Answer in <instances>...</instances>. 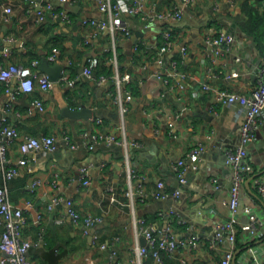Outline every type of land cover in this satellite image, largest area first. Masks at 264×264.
Segmentation results:
<instances>
[{
  "label": "crops",
  "instance_id": "1",
  "mask_svg": "<svg viewBox=\"0 0 264 264\" xmlns=\"http://www.w3.org/2000/svg\"><path fill=\"white\" fill-rule=\"evenodd\" d=\"M38 1L0 0L13 8L7 13L0 4V63L28 65L34 58L41 62L58 49V61L69 63L66 69L76 83L72 86L62 80L58 90L54 84L44 90L41 76L47 74L38 65L35 89L20 91L15 110L6 116L22 134H53L57 138V148L49 152L53 155L41 150L31 152L21 173L8 183L12 203L26 210L23 232L34 242L30 257L35 264H108L110 251L102 247L107 243L118 251L120 264H154L150 251L139 261L136 248L146 245L147 240L137 236L136 219L145 217L165 229L169 224L165 213L173 208L187 222L172 224L179 245L172 253L163 251L166 264H221L232 248L228 241L212 242L217 231H223L219 225L231 216L232 170L225 163L224 153L240 144L246 105L224 104L214 91L202 90L200 85L208 81L214 88L246 97L252 94L264 56V0H194L186 5L180 0H144V12L152 5L158 10L183 6L181 21L177 20L180 25L173 26L175 40L165 51H161L165 21H146L123 12L121 19L132 28V34L127 36L118 30L114 36L110 27L99 30L84 23L87 18H96L111 24L110 13L102 11L97 0H42L44 21L39 20ZM61 11L67 12L69 19ZM220 30L231 33L233 41L216 57L207 38L217 36ZM30 54L35 57L31 59ZM94 55L100 58L98 68L110 64L114 75L123 67L132 73L133 81L139 80V93H134L130 102L124 101L127 85L120 88L115 82L113 95L109 91L113 81H100L95 74L93 85L82 76L79 70ZM175 61L179 72L170 77L167 72ZM212 64L215 71L208 76L206 71ZM17 85L18 80L13 78L12 88ZM196 87L201 88L197 96L192 94ZM1 95L3 100L8 97L4 86ZM36 97L46 103L45 111L32 106ZM62 97L73 108L86 106L97 116L89 120L69 118L62 111ZM260 122L257 139L248 145L254 170L246 177L242 203L252 205L264 218V195L255 181L264 176V108ZM66 134L71 137L70 143L65 141ZM111 134L124 143L110 144L107 136ZM199 142L206 144V150L197 168L188 171V183L181 184L174 165ZM10 152L20 155L18 142L11 145ZM37 179L41 184L28 188ZM160 181L171 191L181 187V195L138 198L140 187L151 192ZM3 182L0 177V184ZM109 188L115 190L117 199L130 205V212L112 201ZM131 191L136 193L135 203L128 195ZM54 193L64 198L50 209ZM67 199H72L82 215H100L108 224L96 228L98 223L85 233L68 215ZM248 219L242 212L237 224V264H255L248 258L249 245L264 250V235L252 237L246 227ZM193 235L199 237L196 247L190 243ZM2 255L0 248V258Z\"/></svg>",
  "mask_w": 264,
  "mask_h": 264
},
{
  "label": "built area",
  "instance_id": "2",
  "mask_svg": "<svg viewBox=\"0 0 264 264\" xmlns=\"http://www.w3.org/2000/svg\"><path fill=\"white\" fill-rule=\"evenodd\" d=\"M66 3L67 0H60ZM194 0H180L181 5H186ZM235 2L236 0H231ZM41 1L35 3L40 7L39 20L44 21L46 19V11L42 9ZM99 7L102 11H108L111 15V24L107 20H98L96 18H87L84 23L91 24L97 29L111 28L112 34L115 36L117 31L123 32L129 36L132 34V28L128 24H124L121 15L123 12H127L130 15L139 16L146 21L161 20L168 23L179 20L183 15V6L171 7L168 10H158L155 5L148 8L147 12H144L146 5L144 0H97ZM4 6L7 13L12 11L10 4L5 2L0 3ZM48 8H52V5H48ZM66 19H69L70 15L61 11L60 13ZM175 40L173 29L166 28L162 34L161 51H165L170 48ZM233 35L229 32L220 30L215 37H208L207 42L210 44L213 54L218 57L223 53V50L228 49V45L232 43ZM182 51L186 52L187 47L183 46ZM49 60L58 61L60 58V52L58 49L54 50L49 56ZM40 64L39 59H33L30 64L23 65L17 63L2 64L0 63V112L15 110L16 101L18 99L20 91L32 92L35 89L34 79L38 76L36 67ZM69 64V63H68ZM67 64V65H68ZM100 65V58L94 55L85 64L83 74L88 78L95 77V70ZM67 67V66H66ZM215 71V66L208 65L207 75L210 76ZM179 72L177 68V61H175L171 69L167 74L172 77ZM160 74V73H157ZM16 78L18 80L17 88H12L11 80ZM100 81L108 82L114 81L117 85L125 87L133 79V75L130 71L119 72L117 70L114 75L108 76L105 74L100 75ZM66 81L70 85H75L76 78L72 77L69 70L64 69V74L60 81ZM6 88L8 94L7 99L3 100L1 95L2 87ZM53 86L47 75L41 76V87L44 90H48ZM200 87L202 90L214 91L218 101L233 105L238 102H243L246 105L244 110V119L241 125L240 144L235 148H228L225 155V163L232 170V187L229 198V205L231 208V216L224 224L219 225L223 231H217L216 235L212 238V242L216 241H228L232 244V248L229 249L221 264H231L234 257V245L237 243V224L239 222L241 213L244 212L249 216L246 227L250 229V235L252 237H259L264 235V218H260L254 207L250 204L242 203V192L245 185L246 177L254 170L253 165L249 159L248 145L257 139L258 129L261 121V113L264 108V56L263 62L258 72L257 87L253 90L249 97H246L240 93L231 91L229 89L214 88L206 81L203 82ZM200 87H196L192 90L193 95L200 94ZM133 93L124 88V101L126 103L133 99ZM123 100V99H121ZM32 106L37 107L40 111L46 110V103L42 98L36 97L32 101ZM31 109V108H30ZM122 111H127V105L122 104ZM16 113L20 116L21 113L16 110ZM101 122V118L97 119ZM154 132L157 130L152 128ZM65 141L70 143L71 137L64 135ZM107 140L110 144H123L122 139L117 138L116 135L111 134L107 136ZM18 142L20 155L16 156L10 152L11 145ZM133 144H139L138 141H132ZM73 148H77L78 144H72ZM93 147V145H89ZM57 148V138L53 134H22L15 124H10L7 121L6 116L0 117V177L4 182L0 184V248L4 252V255L0 258V264H35L34 260L30 257L29 252L33 247L34 242L24 235V227L27 222V214L25 207L17 206L12 203L9 193L8 183L15 176L19 175L22 171V167L28 163V154L36 151L52 152ZM206 150V144L199 142L195 145L187 156H183L178 159L174 165V169L178 175L179 182L181 184L188 183L187 173L190 168H197L198 161L201 154ZM256 185L260 193L264 195V176L256 178ZM84 183H89L88 179H84ZM36 184H41L40 180H35L28 188L33 189ZM53 186L57 188L56 181H53ZM112 194V201L116 198L115 190L109 188ZM182 189L178 187L174 190H169L166 187L164 181L157 183L153 191H145L144 187H140L138 191V198L146 199L148 196L157 198H177L181 195ZM128 195L132 198V203H135L134 191L128 192ZM64 197L59 193H54L52 197V203L48 205L51 209L53 203L62 200ZM68 202V215L72 221L79 226L85 233H89L91 229L98 223L103 222L104 218L100 215L87 214L82 215L75 207L72 199H67ZM28 206L31 202L27 203ZM168 218V226L162 229L155 225L153 222L148 221L145 217H138L136 219V234L137 236H144L147 240L146 245H138L136 252L139 256V261L144 255L152 253L154 257V264H166L163 257V251L172 253L179 245V240L176 238L172 224L175 221L180 223H186L187 220L180 215L175 209L171 208L165 213ZM199 241L198 235H193L190 239L192 247H196ZM109 244H103L102 247L110 251L108 264H120L118 260V251L114 246L110 247ZM248 258L252 259L255 264H264V250L258 249L254 245H249L247 249ZM88 260L89 257H86ZM135 264H137L135 262Z\"/></svg>",
  "mask_w": 264,
  "mask_h": 264
},
{
  "label": "water",
  "instance_id": "3",
  "mask_svg": "<svg viewBox=\"0 0 264 264\" xmlns=\"http://www.w3.org/2000/svg\"><path fill=\"white\" fill-rule=\"evenodd\" d=\"M59 3H61L60 0H58ZM61 18V17H59ZM62 19V18H61ZM180 20V19H179ZM181 21V20H180ZM180 21H176L174 23H168V22H164V24H170L171 26H178L180 25ZM141 34V33H140ZM86 63H84L81 67V69L79 70V72L82 74L83 77H85V75L83 74V70H84V66ZM67 64L61 61H50L47 57H44L40 64L39 67L40 69L47 74L48 78L53 81L54 87L58 90L59 89V83H60V79L64 74V69L66 68ZM96 77V76H95ZM94 78H87L91 83H93L94 85ZM86 78V77H85ZM59 95V94H58ZM61 95V94H60ZM62 96V95H61ZM60 105L62 107V111L64 113V115L68 116L69 118H74V119H85V120H89L91 117H95L97 116V112L94 111L93 109L83 106L79 109H75L73 108L70 103H68V101H66L65 99L60 98ZM8 112L5 111H1L0 112V117L1 116H7ZM138 149V148H136ZM142 154L144 153L143 149H138ZM46 154L49 155H53V153H49V152H44ZM250 180L247 181V185H249ZM114 203L119 205V207L123 208L125 211L130 212L131 211V207L128 203H123L121 202L119 199H115ZM183 213V212H182ZM108 224V221L105 220L103 223H100L96 228L105 226ZM94 228V229H96ZM93 236V234L91 235V237ZM232 264H237V253L234 254V257L232 259Z\"/></svg>",
  "mask_w": 264,
  "mask_h": 264
},
{
  "label": "trees",
  "instance_id": "4",
  "mask_svg": "<svg viewBox=\"0 0 264 264\" xmlns=\"http://www.w3.org/2000/svg\"><path fill=\"white\" fill-rule=\"evenodd\" d=\"M166 28H170V29H173V26H171L170 24H166ZM175 35V34H174ZM36 56H38L37 54H36ZM107 56V55H106ZM30 57H31V59L33 58V57H35V54H30ZM108 58V57H107ZM107 58H106V60H107ZM34 59H38V58H34ZM33 60V59H32ZM31 60V61H32ZM176 60L179 62L180 61V58H176ZM107 65V66H106ZM104 64V65H102V67L103 68H97L96 70H95V74L98 76V77H100V75H102V74H105V75H110V76H112L113 75V73H112V69H111V67H112V65H108V64ZM126 67V66H125ZM121 72H125L126 70L122 67L121 68V70H120ZM126 88H128L132 93H133V95H134V93L135 94H138L139 93V88H140V83H139V80H135V81H131V82H129L128 84H127V86H126ZM109 91H110V93L111 94H115L116 93V84H115V82L113 81L112 83H111V85H110V89H109Z\"/></svg>",
  "mask_w": 264,
  "mask_h": 264
}]
</instances>
